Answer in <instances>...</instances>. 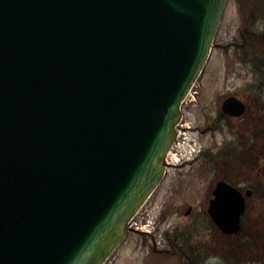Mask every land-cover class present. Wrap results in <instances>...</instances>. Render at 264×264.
Wrapping results in <instances>:
<instances>
[{"label": "water", "instance_id": "water-1", "mask_svg": "<svg viewBox=\"0 0 264 264\" xmlns=\"http://www.w3.org/2000/svg\"><path fill=\"white\" fill-rule=\"evenodd\" d=\"M225 2L0 0V264L109 259L164 177ZM214 194L238 233L252 190Z\"/></svg>", "mask_w": 264, "mask_h": 264}, {"label": "rangeland", "instance_id": "rangeland-1", "mask_svg": "<svg viewBox=\"0 0 264 264\" xmlns=\"http://www.w3.org/2000/svg\"><path fill=\"white\" fill-rule=\"evenodd\" d=\"M224 36L221 41L230 39V34ZM250 47L252 51L239 59L214 52L186 102L181 104L178 140L168 156L173 163L193 158L194 161L182 169H167L164 180L134 216L136 223L132 222L134 217L129 221L123 242L104 264H264V247L258 250L253 244L254 248L247 246L249 252L238 255L231 248L233 242L247 241L248 233L258 234L259 243L264 242V176L257 180L252 172L258 170L261 175L264 172V109L258 118L250 106L242 122L229 125L224 120L215 131L202 134L195 129L214 119L220 99L216 92L264 84V45L255 48L257 51ZM181 127L185 129L181 131ZM238 134L250 146L252 139L254 143L263 142V150L257 153L256 148H251L247 155L222 152L224 143L231 142ZM193 149L202 153H194ZM221 155L223 159L218 157ZM216 175L254 190L247 201L242 229L230 239L212 228L205 214L207 186ZM189 206L192 210L187 213ZM131 227L143 233L130 230ZM154 246L167 250L154 252Z\"/></svg>", "mask_w": 264, "mask_h": 264}, {"label": "flooded vegetation", "instance_id": "flooded-vegetation-1", "mask_svg": "<svg viewBox=\"0 0 264 264\" xmlns=\"http://www.w3.org/2000/svg\"><path fill=\"white\" fill-rule=\"evenodd\" d=\"M223 13L219 22V25L217 27L213 46L211 48L210 55L208 60L206 61V64L202 70V72L205 70V67L207 66L208 61H210V58L214 54H224L228 58L234 57V59H239L242 57H246L253 49L254 51H257V49L260 48V45H264V0H226ZM224 32V34H223ZM230 34V39L227 41H221V37L224 35ZM225 37V36H224ZM257 48V49H255ZM242 60V59H241ZM202 72H200V76L202 75ZM243 88H237L235 91H230L227 93H215L220 99L217 102L216 105V115L214 116V119L210 120V122H207L201 126L196 127V131L199 133H208V131H215L220 128V125L218 124L221 121L226 120L229 125L233 122H242L244 120V116L247 118V113L249 111V107L251 106L254 108V112L256 113L255 117L260 116V111L263 112L264 109V84L263 85H243ZM199 93V92H198ZM198 93H196L198 95ZM230 96L236 97L240 102L244 104V111L242 115L240 116H234L230 113H227L223 108V102ZM184 127H181V131L184 130ZM262 132V131H261ZM240 133V132H239ZM237 138H234L231 142L224 143L223 147L220 150H223L222 152H225L228 154H245L248 153L249 149L256 148L258 152H261L263 149V142H257L254 143L252 139V145L250 146L248 143L243 141L241 139L240 134ZM241 139V140H238ZM199 153H202L200 151ZM250 153V152H249ZM201 155V154H200ZM247 155V154H245ZM199 156V155H197ZM230 159H233L230 157ZM194 161V158L191 160H184L179 163H173V162H166V172L164 174V177H166L167 172L169 168L172 169H182L186 165L189 166ZM258 163V162H257ZM256 163V164H257ZM168 169V170H167ZM217 176V175H216ZM163 177V178H164ZM164 180V179H163ZM221 181H225L233 186H235L243 195L246 193V190L251 189L252 194L254 193V190L249 186H242L241 184H235L230 180H227L224 176H217L214 177L211 184L207 186V192L205 195V202H207V206L205 214L206 218H208L212 224V228H214L216 231L218 230L221 232L226 238L230 239V237H234V235H237L240 233L242 229V219L243 215L247 208V201L251 196L247 197L245 196V210L241 217V226L240 231L234 235H229L224 232H222L219 228H217V225L212 221L210 218V215L208 214L207 208L209 205V202L211 199L214 198L215 194V188L217 186V183ZM240 183H244V180H241ZM192 207V206H191ZM190 206L187 208V211L189 210L190 213L192 208ZM137 218L134 217L133 223H136ZM130 230H133L137 233H143L142 231H138L136 228L131 227ZM224 237V238H225ZM226 247V246H225ZM154 252L161 253V249L153 247Z\"/></svg>", "mask_w": 264, "mask_h": 264}, {"label": "trees", "instance_id": "trees-1", "mask_svg": "<svg viewBox=\"0 0 264 264\" xmlns=\"http://www.w3.org/2000/svg\"><path fill=\"white\" fill-rule=\"evenodd\" d=\"M218 157H220L221 159H223V155H221V156H218ZM218 157H216L215 158V160L220 164V161H219V159H218ZM218 159V160H217ZM257 162H255V163H253V164H255L254 166L255 167H257V164H256ZM252 172H253V174H256L255 175V177H257L256 179L257 180H262V176H264V172L262 173L263 175H261V174H258L259 172H258V170L257 171H255V170H252ZM264 180V179H263ZM259 187H260V185H259ZM258 187V188H259ZM258 190V189H257ZM249 234V236H247L248 238V240L247 241H245L244 240V242L243 241H238V243H235V242H233V246L231 247L232 248V250H234L236 253L235 254H237L238 255V252L239 253H242V252H249L250 250V248H248L247 246H249V247H253L254 248V246L255 247H258V250H260L262 247H264V242H263V240H261V243H259V239L261 238L260 236H258V234H256V233H248ZM253 244H254V246H253ZM251 245V246H250ZM257 250V249H256ZM259 252V251H258ZM259 254H262V253H260L259 252Z\"/></svg>", "mask_w": 264, "mask_h": 264}, {"label": "bare ground", "instance_id": "bare-ground-1", "mask_svg": "<svg viewBox=\"0 0 264 264\" xmlns=\"http://www.w3.org/2000/svg\"><path fill=\"white\" fill-rule=\"evenodd\" d=\"M186 102V101H185ZM181 124V123H180ZM179 126V125H178Z\"/></svg>", "mask_w": 264, "mask_h": 264}]
</instances>
